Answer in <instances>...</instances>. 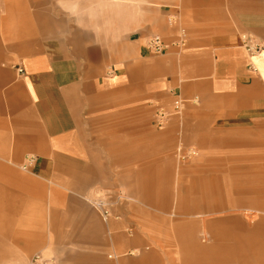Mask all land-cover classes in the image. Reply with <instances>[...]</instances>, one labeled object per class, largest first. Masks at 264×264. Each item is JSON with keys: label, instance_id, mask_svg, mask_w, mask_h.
<instances>
[{"label": "crops", "instance_id": "1", "mask_svg": "<svg viewBox=\"0 0 264 264\" xmlns=\"http://www.w3.org/2000/svg\"><path fill=\"white\" fill-rule=\"evenodd\" d=\"M165 2V8L137 7L155 12L136 18L138 23L144 16V24L138 23L128 43L133 53L117 45L112 55L95 43L92 30L78 28L77 16L65 7L71 3L0 0V264H31L37 253L56 264H215V254L192 258V253L262 243L252 236L251 222L227 216L217 202L203 204V195L214 191L198 183L204 176L191 177L179 191L199 201L182 203L179 211L185 229L177 241L181 258L171 257L169 243L159 245L152 234L128 233L125 214L138 219L156 213L123 209L122 219L105 221L89 199L99 186L125 180L119 170L125 169L127 153L134 165L128 176L141 179L136 169H142V154L150 148L137 143L147 132L157 135L144 129L141 110L153 100L164 105L182 97L188 110L197 108L204 138L213 131L220 148L231 153L252 148L254 136L264 135V52L251 55L242 44L245 34L264 40V0ZM167 17L170 23L179 17L188 27V47L181 54ZM119 23L125 24L124 16ZM154 34L170 43L159 57L146 47ZM145 168L158 166L150 161ZM237 190L263 194L259 186ZM261 210L256 208L264 221ZM204 223L211 231L200 230ZM217 257L227 258L220 252Z\"/></svg>", "mask_w": 264, "mask_h": 264}, {"label": "rangeland", "instance_id": "2", "mask_svg": "<svg viewBox=\"0 0 264 264\" xmlns=\"http://www.w3.org/2000/svg\"><path fill=\"white\" fill-rule=\"evenodd\" d=\"M64 1L71 3V5L65 7L68 9L69 14L72 13L73 17L77 16L78 28L92 30L96 40L95 43L104 45L112 55L118 53L117 45H121L120 51L126 55L133 53V48L128 43L130 38L135 36L133 34L141 28L138 23L144 24V16H142V20H138V23H136V18H141L139 13L144 14L145 12L154 11L149 10L153 8V5L157 8L159 6L166 7V0H93V3H90L89 0H55V3ZM149 3H154L149 9L136 10L139 6L148 8L146 5ZM122 16H124L125 24L119 25ZM176 19V21L170 23L167 17V25L175 30L174 41H176L179 31L182 29L186 31L187 37H189L188 27L180 23L179 17ZM156 32L163 34L158 29ZM123 38L125 41H121ZM124 45L127 47L123 50ZM187 47L188 44L184 47L176 46L175 50L181 54ZM153 56L159 57L162 55L154 54ZM168 102L159 105L157 101L153 100L152 104L141 110L148 126L145 125L144 129L147 128L148 131L157 132V135L147 132L149 137L143 138L142 142L139 140L137 143L143 147L146 146L147 149L150 148L147 154H142L143 159L139 163L142 169H136V172L140 171L141 179L134 181L128 176L133 174L134 165L130 160L133 155L127 153L125 169L119 170L121 174L127 175L125 180L121 177L111 188L103 185L96 188L92 197H89L92 205L98 213H101V206L99 205L107 209L110 214L109 220L113 216L122 219L123 216L118 212L123 209L127 213L133 209L156 213L157 217H141L138 219L128 218L125 214L130 221V224L126 226L128 233L132 235L136 231H140L143 235L152 234L159 241H162L159 242V245H162L163 242L169 243L168 248L171 250L169 254L171 257L181 258V250L177 241L181 236H184L185 229L179 224L183 216L179 211L183 210L182 203H198L199 201L195 199L189 201V199L180 195L179 191L183 188V184L191 181V177L204 176L205 179L198 183H205L214 191L211 194H204L202 197L204 203L203 201L202 203L215 205L217 202V205L221 206L220 208L229 213L227 216L238 217L246 224L251 222L250 224L255 225L252 236L262 239V243L246 247H237L230 244L216 247L213 250H194L192 258H198L196 257L198 253L201 256L203 252H209L215 254L211 258L218 259L215 264H264V233L262 230L264 221H261L260 218L263 215L256 212V208L264 211V144H261L264 135L259 133L254 136L252 148L233 150L236 153H231V148H220L222 147L221 138L213 131L207 139L204 138L203 132H199L198 126L200 123L197 121L199 112L196 107L188 110L185 106L182 114L173 117L168 125L164 127L155 126L152 121L156 106L170 107L171 102ZM189 115L194 119L191 122L187 120ZM224 140L226 139H222V141ZM93 141L96 142V138H93ZM125 141L127 145L133 146L134 144L132 138H126ZM205 142L208 144H205ZM178 149L184 152L182 154H187L190 150L195 153L182 158V154L179 153ZM145 157L147 159H144ZM31 158L34 159L35 157ZM150 161L152 166H158L157 170L145 168L150 165ZM139 165L137 164V166ZM25 170H29V168ZM237 186H242L245 190L249 187V191H256L259 186L263 190V194L248 192L246 195H244L245 193L241 195L237 190ZM144 198H152L153 201H145ZM128 215L130 216V214ZM221 216H223V213ZM202 229L211 231V226L204 223V225L201 224L200 230ZM219 252L227 258L224 260L219 259L217 257ZM245 254L249 256V259L241 260L237 257L239 255L245 256ZM218 261L220 262L218 263Z\"/></svg>", "mask_w": 264, "mask_h": 264}, {"label": "built area", "instance_id": "3", "mask_svg": "<svg viewBox=\"0 0 264 264\" xmlns=\"http://www.w3.org/2000/svg\"><path fill=\"white\" fill-rule=\"evenodd\" d=\"M172 44L178 47H184L187 44V34L184 29L179 31L178 38ZM242 44L247 52L251 55H256L258 53L264 52V40L259 39L254 35L245 34L242 37ZM170 43H166L163 37L159 34H154L147 39L146 47L147 49L153 54H162L164 53ZM186 101L180 97L179 95L176 96L170 107L165 106H156V109L153 113L154 122L158 127H164L168 125L170 120L182 114ZM181 152H183L181 150ZM184 153V152H183ZM195 152L190 150L187 154H182V158H186V155H192ZM101 206V215L105 221L108 220L110 214L107 209ZM31 264H56L55 259L47 258L40 253L34 255L31 259Z\"/></svg>", "mask_w": 264, "mask_h": 264}, {"label": "bare ground", "instance_id": "4", "mask_svg": "<svg viewBox=\"0 0 264 264\" xmlns=\"http://www.w3.org/2000/svg\"><path fill=\"white\" fill-rule=\"evenodd\" d=\"M25 168V167H24Z\"/></svg>", "mask_w": 264, "mask_h": 264}]
</instances>
